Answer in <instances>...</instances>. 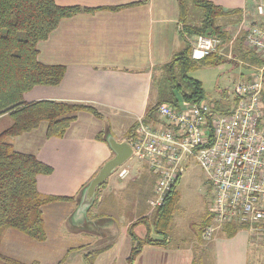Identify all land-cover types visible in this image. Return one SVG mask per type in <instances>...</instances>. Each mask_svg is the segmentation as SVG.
<instances>
[{
	"label": "crops",
	"instance_id": "1",
	"mask_svg": "<svg viewBox=\"0 0 264 264\" xmlns=\"http://www.w3.org/2000/svg\"><path fill=\"white\" fill-rule=\"evenodd\" d=\"M208 1L228 11L239 10L233 16L242 15V21L264 24L257 15L258 0ZM56 3L94 12L62 20L51 36L39 44L41 63L62 66L65 74L57 86H37L25 94L24 100L91 106L100 116L79 113L63 138L48 139L45 123L10 142L17 152L33 155L52 169L51 174L38 177L41 194L70 199L53 203L59 213L49 216L50 224L44 215V243L50 242V236L74 237L81 241L75 247L80 249V264H88L85 256L89 253L96 254L94 264H128L133 249L130 229L143 215H149V202L145 199L141 208L137 194L146 185L152 190V196H148L153 198L156 186V177L147 163L136 159L129 164L134 158L131 141L136 139L138 122L145 120L149 109L158 103L159 94L153 96L152 92L154 78L185 46L180 35V6L178 0ZM152 123L157 126L156 120ZM111 140L119 146H112ZM125 144L128 146L120 148ZM117 157L123 158V165L97 189L93 200L87 198L85 189ZM125 166L130 167L131 174L121 180L117 173ZM130 186L136 195L121 196ZM84 204L88 207L81 212ZM147 231L142 223L133 227L134 234L143 240ZM154 232L153 228L149 231L152 241L163 238L159 234L153 237ZM205 232L199 237V246L173 247L169 236L163 245L147 243L133 264H203L201 254L208 250L218 254L215 264H263L261 258H251L253 240L261 235L253 236L246 229L232 237L223 228L209 237Z\"/></svg>",
	"mask_w": 264,
	"mask_h": 264
},
{
	"label": "trees",
	"instance_id": "2",
	"mask_svg": "<svg viewBox=\"0 0 264 264\" xmlns=\"http://www.w3.org/2000/svg\"><path fill=\"white\" fill-rule=\"evenodd\" d=\"M180 6V35L185 42L182 51L162 68L163 88L160 90L158 103L151 107L144 120L152 123L156 120L155 112L159 105L169 104L179 107L181 102L191 103L206 100L203 84L190 77V73L208 65H220L224 57L212 54L202 60L192 59L193 39L199 36H217L223 45H229L232 35L219 19L233 18L232 25L242 21L239 10H225L208 0H178ZM193 7L200 9L202 18L193 23ZM92 13L94 10L81 7H62L56 0H0V120L10 119L11 124L0 132V264H39L34 261L25 263L4 254L2 242L9 230L18 231L36 242H45L47 233L44 208L47 205L68 201V198L46 196L39 192L38 177L49 175L52 169L35 156L17 152L10 140L37 130L47 124L46 137L63 138L71 124L78 118L79 112H91L100 116L91 106L55 101H37L27 103L26 93L37 86H57L63 79L65 69L62 66H48L39 60V44L46 41L58 28L62 20L79 13ZM243 37V36H242ZM244 38H238L235 54L244 61L259 64L252 51L244 53L241 44ZM230 106L217 104V110L230 112ZM180 202L178 187L169 196L166 204L149 216H142L135 224H144L148 233L143 239L136 236L133 227V249L128 264H133L143 245L160 244L168 241L172 229L174 212ZM213 221L212 212H208L202 227L206 230ZM161 235V240H151L149 231ZM246 227L240 224H228L223 232L234 236ZM203 230V231H204ZM95 255L87 254L88 264H94ZM57 264H66L65 259Z\"/></svg>",
	"mask_w": 264,
	"mask_h": 264
},
{
	"label": "built area",
	"instance_id": "3",
	"mask_svg": "<svg viewBox=\"0 0 264 264\" xmlns=\"http://www.w3.org/2000/svg\"><path fill=\"white\" fill-rule=\"evenodd\" d=\"M256 11L264 19V0H258ZM239 36L260 63L248 65L249 77L227 97L230 112L218 111L207 99L179 107L161 104L155 112L157 126L141 119L131 141L133 157L147 163L156 177L152 211L166 204L190 160L202 169L214 191L207 237L232 223L254 235L264 232V26L241 21L230 46ZM192 44L196 61L223 50L217 36H199ZM130 174L125 166L117 176L125 180Z\"/></svg>",
	"mask_w": 264,
	"mask_h": 264
},
{
	"label": "rangeland",
	"instance_id": "4",
	"mask_svg": "<svg viewBox=\"0 0 264 264\" xmlns=\"http://www.w3.org/2000/svg\"><path fill=\"white\" fill-rule=\"evenodd\" d=\"M193 11L194 17L192 18V22L198 24L202 18V12L200 9L195 7H193ZM232 23L231 19L222 18L218 20V24H221L224 28L228 29V32L234 38L238 32V25H232ZM261 25L264 26L263 23ZM239 38L243 37L239 36ZM236 46V43L233 46H230V44L223 45V50L220 52L219 56H223L225 60L220 65H208L190 73L191 78L196 79L203 84L206 92V98L211 104H225L227 102V97H232V92L236 84L248 78L251 73V68L248 65H252L253 63L248 61L246 62L239 57V55L233 53L234 49L239 48ZM241 50L244 53L252 51L245 46L244 40L241 44ZM252 53L255 56L253 51ZM163 80V72L158 73L154 78L152 85L153 96L160 94V90H162L164 86ZM10 124V119L0 120V132H2ZM43 126H45V123H43ZM135 162L136 159L133 158L129 164ZM130 188H127L128 191L123 192V195L121 196L126 198L129 194H131V197L136 195L135 190ZM178 191L180 194V202L177 210L174 212L172 222L173 227L168 234L170 240L172 241L171 244L173 247H192L193 245L199 246V237L202 238L205 232L202 227L204 226L206 216L208 215V212H210L213 205L214 191L206 179L202 169L195 161L190 160L188 163L186 171L183 174L178 186ZM151 192L152 190H150V187H146V185L138 192L137 195L139 204H142L141 208L143 207L142 202L145 199L147 202L152 199ZM149 193L151 196H148ZM134 203L135 202H133V204ZM58 208L59 207L55 204L47 205L44 208V215L48 222L50 218L49 216L59 213ZM63 212H65V210H63ZM154 212L155 211H152L149 203H147L146 213H149L148 216L151 217ZM48 227V234L50 235V225H48ZM260 235V238H258V236L255 237V240H253L254 244L251 249V258L253 261L261 258L264 264V232ZM153 237H157V233L154 232ZM49 240V243L36 242L18 231L9 230L4 235L2 251L4 254L13 256L25 263L37 261L39 264H57L64 258L66 264H80V258L78 257V251L80 249L75 248L79 246V243H81L79 239L74 237L50 236ZM70 249H72V251H68ZM201 256L204 259L203 264H215V261H217L219 257L218 254H215L214 251L210 250L204 254L202 253Z\"/></svg>",
	"mask_w": 264,
	"mask_h": 264
},
{
	"label": "water",
	"instance_id": "5",
	"mask_svg": "<svg viewBox=\"0 0 264 264\" xmlns=\"http://www.w3.org/2000/svg\"><path fill=\"white\" fill-rule=\"evenodd\" d=\"M111 144L114 147H117L119 145L114 144V141L111 140ZM124 146H128V145H122L120 146V148L124 147ZM124 163L123 158L121 157H117L114 158L113 160H111L110 162H108L105 167L101 170L100 174L89 184V186L85 189L84 191V195L93 200L96 194V191L99 187H101L105 181L107 180V178L120 166H122ZM86 207H88V204H84L82 205V207L80 208V211L83 212L84 210H86Z\"/></svg>",
	"mask_w": 264,
	"mask_h": 264
}]
</instances>
